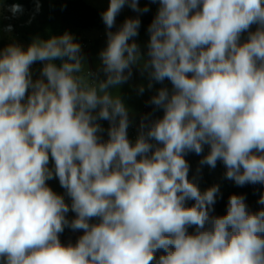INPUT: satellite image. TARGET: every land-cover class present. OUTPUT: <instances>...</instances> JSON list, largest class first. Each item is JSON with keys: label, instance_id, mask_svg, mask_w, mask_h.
<instances>
[{"label": "clouds", "instance_id": "clouds-1", "mask_svg": "<svg viewBox=\"0 0 264 264\" xmlns=\"http://www.w3.org/2000/svg\"><path fill=\"white\" fill-rule=\"evenodd\" d=\"M150 2L146 58L139 16L111 31L126 5L150 10L139 0H109L101 13L95 73L69 32L0 49V264H264V192L256 211L232 194L214 215L219 185L201 192L185 159L207 145L201 165L221 161L237 186H264V0ZM134 66L149 89L172 87L151 97L163 115L143 117L133 143L129 110L110 89ZM54 178L70 204L48 186ZM66 227L82 230L75 244L61 242Z\"/></svg>", "mask_w": 264, "mask_h": 264}, {"label": "crops", "instance_id": "crops-1", "mask_svg": "<svg viewBox=\"0 0 264 264\" xmlns=\"http://www.w3.org/2000/svg\"><path fill=\"white\" fill-rule=\"evenodd\" d=\"M139 6L144 8L147 6L150 10L144 14H138L134 12L130 8H125L124 11H121L117 17H121L124 19L127 18H135L137 16H146L148 14L155 13L157 11V7L154 3H151L150 0H139ZM155 6V7H154ZM128 10V11H126ZM12 26V31H7V26ZM94 29V28H91ZM100 29V28H99ZM256 25L251 27V31H255ZM49 28H47L46 24L42 23L40 17L34 14L27 15H16L9 11V8L5 5L4 0H0V49L4 48L10 43H17L22 45L24 48L32 42L34 37H40L41 39H46L48 36ZM76 42L80 43L82 46V54L85 58V64L89 71L97 72L101 67V61L99 58V52L106 46V33L104 30L100 29L96 32H92L90 29H76L73 34ZM147 36L142 38H134L135 42L139 45L142 55L146 58L147 49H144L142 44L146 43ZM247 39V33L242 34L241 43H243ZM42 68V64L37 62L32 66L33 78L39 77V71ZM132 77L124 84L120 85L117 88H112L110 91L114 95H118L125 106L129 110V119L131 121L128 130L133 133L135 142L138 135V128L140 126V122L142 118L148 111V107L146 102L149 98L157 93V90L161 87H167L171 90V83L169 81H165L163 84L153 82V87L151 89L148 88L149 78L147 74H141L140 68L134 66ZM139 75L138 80L135 81V76ZM101 78L103 75L101 74ZM143 86L145 91L141 94L139 93V87ZM154 120V118H153ZM185 158H203L197 157V154H193L192 152L188 153ZM49 167H52V161L50 157ZM48 186L57 194L64 195L65 201L67 197L65 195V190L60 186L58 179L54 178L52 180L47 181Z\"/></svg>", "mask_w": 264, "mask_h": 264}, {"label": "trees", "instance_id": "trees-1", "mask_svg": "<svg viewBox=\"0 0 264 264\" xmlns=\"http://www.w3.org/2000/svg\"><path fill=\"white\" fill-rule=\"evenodd\" d=\"M5 5L10 8L13 4H20L24 11L22 14L18 15H27L34 14L40 17L43 24L49 26V34L46 39L50 38L53 35H62L64 32H69L73 34L76 29H91V28H100L106 33V27L101 19V11L91 6L84 0H39L40 8L39 11H36V0H4ZM156 12L148 14L143 17H139L141 20V26L138 30L139 35L137 38H142L148 33L147 29L152 19L154 18ZM136 18V17H135ZM125 21L124 18L117 17L116 25L111 31H116ZM59 63V61H57ZM149 98L146 102L148 111L145 114L149 116L150 119H157L162 117L163 111L161 109H155V106L151 105ZM144 116V117H145ZM102 127L105 129L103 134L107 135V129L109 127L108 121H99ZM190 165L189 169V179L194 180L201 192L205 191L204 183L201 181L200 172L203 165L200 164L201 158H185ZM226 169V168H225ZM264 192V186L261 185H245L243 187L234 186L226 192L220 193L217 198V202L214 205L215 212L214 215H223L226 212V206L228 198L232 194H242L246 196V203L248 204L250 210L256 211L261 205L257 203V200L261 194ZM195 202L193 200L186 201V207H191ZM71 220V219H69ZM189 233L194 232V227L188 229ZM73 230L70 228H65L63 235L70 237L74 235ZM161 252L157 253V256Z\"/></svg>", "mask_w": 264, "mask_h": 264}, {"label": "rangeland", "instance_id": "rangeland-1", "mask_svg": "<svg viewBox=\"0 0 264 264\" xmlns=\"http://www.w3.org/2000/svg\"><path fill=\"white\" fill-rule=\"evenodd\" d=\"M84 1L87 2L88 4H90L91 6L95 7L96 9H98L101 12L105 11L109 6V0H84ZM155 6L158 8V4H155ZM125 8H129V7L126 5L121 11H124ZM126 11H128V10H126ZM143 16H141V17H143ZM46 26H47V28H49L48 25H46ZM90 30H92V32H96L100 29L94 28V29H90ZM48 34H49V31H48ZM146 36H147L146 43L142 44V46H144V49H147V43L149 41V34H147ZM138 77H139V75L135 76L136 82L139 81ZM138 132H139V128H138ZM101 136H102V139L105 141L108 139V136L103 134V133L101 134ZM128 137L131 141L134 140L133 133L130 131V129L128 130ZM208 151H209V147L207 145H205L204 152L201 155H199V157H203V156L207 155ZM192 153L195 154L194 152H192ZM197 157H198V155H197ZM194 159H198V158H194ZM199 160H201V159H199ZM225 172H226L225 166L223 165V163L221 161L217 162V166L215 167V169H212L207 165H203L199 178L204 183V189L206 190L213 185H219L220 193H223V192L228 191L232 187L237 186L234 183V181L228 180L225 178ZM66 203H68V204L71 203L70 198H67ZM74 217H75V213L69 211V213L67 214V218L73 219ZM90 222L95 223L97 221L92 220ZM82 234H83L82 230L81 231H75L74 235L70 236V237H66L62 233V234H60V240L63 244H68V243L75 244L78 237Z\"/></svg>", "mask_w": 264, "mask_h": 264}]
</instances>
